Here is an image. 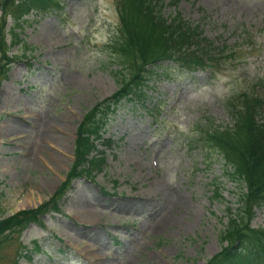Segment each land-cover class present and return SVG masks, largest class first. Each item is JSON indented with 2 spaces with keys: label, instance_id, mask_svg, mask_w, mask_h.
<instances>
[{
  "label": "rangeland",
  "instance_id": "obj_1",
  "mask_svg": "<svg viewBox=\"0 0 264 264\" xmlns=\"http://www.w3.org/2000/svg\"><path fill=\"white\" fill-rule=\"evenodd\" d=\"M54 1L25 16L24 45H12L17 59L0 83L1 218L54 194L84 113L120 85L107 47L116 0ZM170 1L161 0L164 15L178 11L229 55L213 73L158 69L143 96L117 102L103 133L112 143L97 144L103 167L72 178L58 210L0 236V264H204L219 251L243 185L197 128L230 125L229 96L264 93V0ZM253 216L251 226L264 227V205Z\"/></svg>",
  "mask_w": 264,
  "mask_h": 264
},
{
  "label": "trees",
  "instance_id": "obj_2",
  "mask_svg": "<svg viewBox=\"0 0 264 264\" xmlns=\"http://www.w3.org/2000/svg\"><path fill=\"white\" fill-rule=\"evenodd\" d=\"M54 0H0V83L17 56L12 45L24 41L20 28L30 12H43ZM161 0H116L117 34L108 43L113 73L119 88L110 97L95 103L77 125L73 162L61 185L51 197L36 208L22 209L0 217V236L21 233L31 221L39 222L45 210H58L60 198L70 188L72 178H92L105 163L97 144L110 146L103 137L108 114L122 98L143 96V89L158 69L169 65L178 70L209 69L215 72L229 55L228 44L219 45L202 35L178 11L164 15ZM170 4L176 5V0ZM12 20L6 29V20ZM165 73V72H164ZM225 106L231 115L230 125L210 121L198 126L197 141L217 154L229 168L231 179L243 185L238 211L228 217L220 232L221 247L204 264H264V227L251 226L255 206L264 205V93L240 91L228 97ZM217 195V194H216ZM13 264H19L18 260Z\"/></svg>",
  "mask_w": 264,
  "mask_h": 264
},
{
  "label": "bare ground",
  "instance_id": "obj_3",
  "mask_svg": "<svg viewBox=\"0 0 264 264\" xmlns=\"http://www.w3.org/2000/svg\"><path fill=\"white\" fill-rule=\"evenodd\" d=\"M165 197H167L168 199H170L171 197H174L175 196V194H173L172 192H169V193H165V194H163ZM177 199L179 200V197H177ZM181 201V200H180ZM169 202H170V204H173L170 200H169ZM157 203H159L158 201H157ZM185 204V203H184ZM168 205V204H167ZM172 207H174V206H172ZM171 208V207H170ZM163 209V208H162ZM168 210V209H167ZM159 211V210H158ZM163 211V210H162ZM90 215H95V214H90ZM168 216V215H167ZM85 218H87V217H85ZM90 219H92L91 217H90ZM159 220H160V218H159ZM161 221V220H160ZM95 222V221H94ZM93 224V223H92ZM162 225V224H161ZM159 227V226H158Z\"/></svg>",
  "mask_w": 264,
  "mask_h": 264
}]
</instances>
